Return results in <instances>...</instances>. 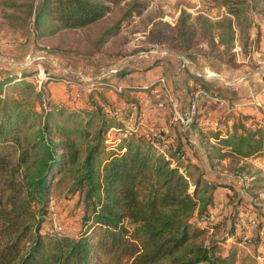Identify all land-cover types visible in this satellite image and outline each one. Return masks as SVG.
<instances>
[{
	"label": "trees",
	"instance_id": "trees-1",
	"mask_svg": "<svg viewBox=\"0 0 264 264\" xmlns=\"http://www.w3.org/2000/svg\"><path fill=\"white\" fill-rule=\"evenodd\" d=\"M122 3L128 2L42 0L34 24L45 26L48 35L84 29ZM245 4L221 0L225 13L217 24V44L225 54L233 49ZM127 6L98 43L119 33L135 8ZM202 21L210 27L208 19ZM27 76L0 79V264H258V242L252 253H244L233 240L234 217L225 234L202 243L219 227L199 226L194 219L215 205V191L225 184L209 179L182 148L128 128L130 108L116 110L102 94L91 92L83 108H68L45 100ZM16 94L30 100H17ZM219 123L224 136L207 130L215 140L208 148L219 161L264 154V124L242 114H225ZM111 131L118 135L113 142L106 138ZM63 178L69 193L82 198L79 235L44 228L51 190ZM227 240L231 244L225 246Z\"/></svg>",
	"mask_w": 264,
	"mask_h": 264
},
{
	"label": "rangeland",
	"instance_id": "rangeland-1",
	"mask_svg": "<svg viewBox=\"0 0 264 264\" xmlns=\"http://www.w3.org/2000/svg\"><path fill=\"white\" fill-rule=\"evenodd\" d=\"M41 2L42 0H0V79L15 77L19 80L20 76L29 74L24 79L32 84L36 91L42 92L45 100L73 109L79 108L74 104H67L66 101L71 102L68 98L70 89L64 92L67 85L62 80L73 82V90H77V86L79 88L86 85L84 81H94L96 88H99L100 84H111L112 80L127 74L132 62V66H141L142 57H162L168 52L186 56L202 54L213 59L218 65L225 64L237 69L240 65L238 50L235 49L236 42L242 48V55L245 54L244 44L249 40L248 34L252 33L258 21L264 24V0H247L244 21L241 20L235 27L233 49L225 54L223 47L217 44V36L220 34L217 24L225 13L221 0H127V4L135 5L132 16L123 21L116 36L109 38L106 43H98L103 32L120 20L128 10L127 4L114 6L109 15L93 26L79 30H59L53 35H48L49 31L45 26L37 27L34 24V15ZM202 18L210 21V27ZM207 28L208 30H205ZM179 35H184V39L179 40ZM212 36L215 42L213 46ZM258 53L263 54L261 51ZM256 61L257 65L250 64V67L260 71L258 75L263 83L261 93L264 94V57L258 55ZM40 71L45 72L52 80L43 83L39 89L33 76ZM110 91L108 87H101L99 90L95 89L93 95L97 93L107 96ZM112 92L119 96V92ZM65 94L67 100L62 101L61 95ZM12 97L17 100H30L26 94H16ZM54 97L58 101H55ZM81 99L82 97L73 101L82 102ZM246 107L249 106L243 108ZM256 107L258 117L242 113V110L231 114L249 115L264 124V105ZM130 112L136 116L135 124L138 123L141 119L139 109L135 107L130 109ZM224 115L222 112L218 121ZM163 134L165 135V131ZM117 136L112 131L106 138L113 142ZM193 146L190 145V148ZM202 151H205L204 160L206 159L208 164L205 165V161L200 165L205 167V171L207 168L206 172L211 175L209 177L214 182L229 185L232 189L229 202L225 203L223 208L219 205L220 208L217 209L219 221L206 224L209 228L218 226L219 231L208 233L202 243L207 246L212 238L225 234L233 217L235 228L237 215L241 212L246 217L254 218L256 225L250 229H240L239 233L233 230V240L240 243V252L244 253H252L255 243L258 242V252L264 254V154L249 161L236 162L227 158L223 162L215 158V153L207 146ZM68 186L69 180L63 178L52 188L44 228L53 233L79 235L82 229L81 218L85 214L84 206L81 196L69 193ZM241 233L248 235L246 243H241ZM229 244L231 240H227L225 246Z\"/></svg>",
	"mask_w": 264,
	"mask_h": 264
},
{
	"label": "crops",
	"instance_id": "crops-1",
	"mask_svg": "<svg viewBox=\"0 0 264 264\" xmlns=\"http://www.w3.org/2000/svg\"><path fill=\"white\" fill-rule=\"evenodd\" d=\"M248 37L245 54L243 53L242 55L240 44L238 42L235 44L240 65L237 69L225 64L218 65L214 63L213 59L202 54H188L186 56L168 52L162 57L151 58L145 56L141 58V66L134 65V67L132 62L129 65L130 68L127 69V74L112 80L111 84L101 85V87L108 86L111 90L107 96L103 95L112 108L116 110L138 108L141 119L146 126L165 131V144L182 148L185 155L192 162L198 164L206 176L209 177L211 175L206 172L207 168L205 171L203 169L205 167L200 165L203 164L201 162L205 161V165L208 164L207 160H204L206 158L205 151L202 150L203 148L206 149V146L215 144V140L209 137L207 130H219L221 137L225 135L223 125L218 121L222 112L218 111L211 99H207L202 102L199 110L201 128L191 127L183 131L177 126H172L168 107H158V103L165 99V94L159 81H162L168 87L177 101L178 108L182 111L187 110L189 106L191 88L196 84L203 83L210 92L227 100H252L254 105L242 108V113L258 117L256 106L264 105V94L261 93L263 83L261 76L258 75L260 71L250 67V64L257 65L255 61L258 55L264 57V24L258 21L254 25L252 33L248 34ZM250 46H253V51H251ZM258 51L263 54L258 53ZM139 62L138 60L137 63L139 64ZM120 69L122 68L120 67ZM72 84L74 83L72 82ZM101 87L97 88V90ZM113 88H119L122 93L126 94V97L128 96L131 100H135V105H132L129 99H122L120 96L112 94L114 93L112 92L114 91ZM68 89H70L69 86L64 92H67ZM61 97L62 101L67 100L66 94L61 95ZM54 99L58 101L55 97ZM87 99L88 96L84 95L81 99L82 102L79 101L74 105L77 108H83ZM66 102L68 105H72L71 102ZM219 125L221 126L220 128ZM190 145H194L193 148H190ZM209 179L211 178L209 177ZM231 191L232 189L229 185L218 187L215 191L216 202L209 211L215 214L216 222L219 221L216 215L217 208L219 205L223 208L224 204L229 202L232 195ZM258 250L257 248L256 254Z\"/></svg>",
	"mask_w": 264,
	"mask_h": 264
},
{
	"label": "built area",
	"instance_id": "built-area-1",
	"mask_svg": "<svg viewBox=\"0 0 264 264\" xmlns=\"http://www.w3.org/2000/svg\"><path fill=\"white\" fill-rule=\"evenodd\" d=\"M33 79L36 80V84L38 85L39 89L45 83L46 81H51L52 78H49L45 72L40 71L37 75L33 76ZM67 86L70 87V91L68 92V98L71 101V104H76L73 100H79L83 94H89L93 92L95 89L97 90V86H95L94 81H84L86 85L83 86H77V90H73V84L70 81L62 80ZM159 84H161L162 91L165 94V99L163 101H160L158 103L159 108H165L168 107L169 113H170V123L172 126H177L178 128H181V130H187L191 127L201 128V121L199 120V110L202 102L207 99H211L218 111L223 112L225 114H231V113H237V111L242 110L244 106H251L254 105L253 101H238V102H230L227 99H223L217 96H211L207 91H205L201 86L195 85L193 88H191L190 92V101L189 106L187 110H180L178 108L177 101L174 99L171 91L168 89V87L162 82L159 81ZM103 84H100V86ZM105 86V85H104ZM108 87V86H106ZM115 91L121 93V90L119 88H113ZM74 92V93H73ZM73 101V102H72ZM79 102V101H78ZM126 112V111H125ZM126 113H129L128 111ZM134 119H136V116L133 112H130L128 115V125L135 124ZM137 127L135 129L143 134L147 139H159L160 141H165V136L163 134V131L157 128H149L146 126L142 119L137 121ZM135 124V126H136ZM132 125V126H133ZM221 126L219 125V128ZM132 128V127H128ZM220 208V206L218 207ZM217 208V209H218ZM194 223L197 225H206V224H213L216 223L215 214H213L211 211H208L206 214L201 215L200 217H197L194 219ZM256 225V221L252 217H246L241 212L237 215V221L234 228L235 233H239L240 229H250ZM240 241L241 243H246L248 240V235L241 233ZM258 263L264 264V254H257L256 256Z\"/></svg>",
	"mask_w": 264,
	"mask_h": 264
}]
</instances>
